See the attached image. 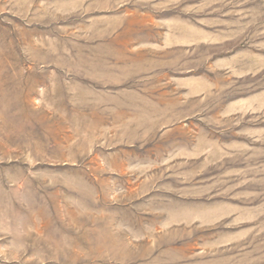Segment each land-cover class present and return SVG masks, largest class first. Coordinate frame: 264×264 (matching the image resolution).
<instances>
[{
  "label": "rangeland",
  "instance_id": "rangeland-1",
  "mask_svg": "<svg viewBox=\"0 0 264 264\" xmlns=\"http://www.w3.org/2000/svg\"><path fill=\"white\" fill-rule=\"evenodd\" d=\"M0 264H264V0H0Z\"/></svg>",
  "mask_w": 264,
  "mask_h": 264
}]
</instances>
